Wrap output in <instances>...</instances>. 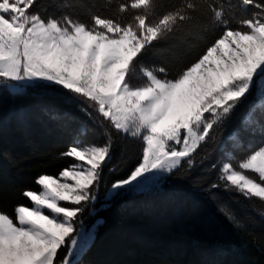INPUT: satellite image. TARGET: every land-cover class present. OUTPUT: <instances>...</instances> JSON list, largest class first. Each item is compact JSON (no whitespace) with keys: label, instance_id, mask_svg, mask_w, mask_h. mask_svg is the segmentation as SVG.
Here are the masks:
<instances>
[{"label":"snow or ice","instance_id":"1","mask_svg":"<svg viewBox=\"0 0 264 264\" xmlns=\"http://www.w3.org/2000/svg\"><path fill=\"white\" fill-rule=\"evenodd\" d=\"M201 33L209 38L189 63H145L160 42ZM5 94L36 105L0 112V130L5 120L24 131L54 124L71 137L59 158L72 162L21 191L30 206L0 210V264H87L103 219L86 218L158 190L185 166L191 173L240 110L203 191L230 221L220 192L264 201V0H0ZM119 136L141 142L130 166L113 162ZM7 197L0 184V203Z\"/></svg>","mask_w":264,"mask_h":264},{"label":"trees","instance_id":"2","mask_svg":"<svg viewBox=\"0 0 264 264\" xmlns=\"http://www.w3.org/2000/svg\"><path fill=\"white\" fill-rule=\"evenodd\" d=\"M207 38L204 33L180 34L174 40L160 42L144 61L173 69L183 66L201 51ZM35 105L29 98L13 100L6 94L0 97V112L5 117L15 106ZM242 112H238L237 118ZM74 114L80 120L87 119L78 111ZM234 125L228 129L238 126ZM88 128L86 139H92L97 129L90 121ZM226 129L218 130L215 142L198 150L197 167L191 173L185 166L160 189L135 195L127 202L119 201L96 217L86 218L91 223L103 219L96 243L84 257L87 264H264V201L245 199L235 192H220L223 204L234 214L235 219L230 221L203 191L206 186L203 177L209 165L225 159L219 149L226 138ZM70 142V135L54 124L33 121L24 131L5 120L0 130V184L8 189V197L0 203V210L12 215L14 205L30 206L21 191L39 190L35 179L40 174L57 175L71 163L70 158H59ZM140 150L139 140L116 137L113 162L123 159L130 166ZM205 155L209 159L201 166L200 160ZM103 195L102 188L97 208ZM236 221L241 223L239 228L234 226Z\"/></svg>","mask_w":264,"mask_h":264},{"label":"rangeland","instance_id":"3","mask_svg":"<svg viewBox=\"0 0 264 264\" xmlns=\"http://www.w3.org/2000/svg\"><path fill=\"white\" fill-rule=\"evenodd\" d=\"M233 124H236V125H238L239 124V117L234 121V123ZM236 125H234V126H236ZM232 130H230V129H226L225 130V133H224V135H226V137L229 135V133L231 132ZM257 140H258V138H257ZM225 142V140L222 142V144ZM236 155H239V153H236ZM162 186V185H161ZM161 186H160V188H161ZM159 188V189H160ZM85 223L86 224H91V222H87V220H85ZM140 241H142V239H140V238H138Z\"/></svg>","mask_w":264,"mask_h":264}]
</instances>
